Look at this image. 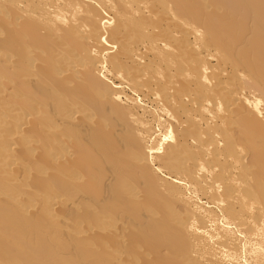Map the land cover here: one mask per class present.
Instances as JSON below:
<instances>
[{
	"label": "bare ground",
	"instance_id": "bare-ground-1",
	"mask_svg": "<svg viewBox=\"0 0 264 264\" xmlns=\"http://www.w3.org/2000/svg\"><path fill=\"white\" fill-rule=\"evenodd\" d=\"M0 264H264V0H0Z\"/></svg>",
	"mask_w": 264,
	"mask_h": 264
}]
</instances>
